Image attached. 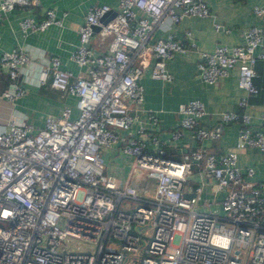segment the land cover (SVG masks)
Returning <instances> with one entry per match:
<instances>
[{
    "label": "built area",
    "instance_id": "built-area-1",
    "mask_svg": "<svg viewBox=\"0 0 264 264\" xmlns=\"http://www.w3.org/2000/svg\"><path fill=\"white\" fill-rule=\"evenodd\" d=\"M34 1L0 0V15ZM110 9L92 2L76 27L69 58L82 72L26 46L0 51L1 97L13 101L25 85L44 83L74 97L72 105L44 113L40 124L11 112L0 126V264H264V180L247 178L253 168H240L234 150L208 151L203 143L235 120L238 141L264 151L263 132L249 114L222 110L216 123L204 125L200 99L178 101L171 136L186 128L199 141L179 158L165 155L158 134L145 135L138 118L143 69L169 79L166 59L189 49L197 50L204 81L216 83L235 67L237 86L255 92L253 66L264 60L260 26H245L240 43L197 49L189 29L175 37L170 23L208 14L207 0H117L112 16L101 21ZM251 10L260 15L264 8ZM65 13L48 6L38 20L24 15L18 23L22 32L40 30L61 25ZM91 36L104 48L89 47ZM244 102L242 95L237 104ZM146 118L155 123V112L147 110ZM259 118L264 124V111ZM103 150H117L127 174L107 170ZM193 162L212 178L213 192H221L218 209L198 207L201 181L192 193L183 191Z\"/></svg>",
    "mask_w": 264,
    "mask_h": 264
},
{
    "label": "crops",
    "instance_id": "crops-1",
    "mask_svg": "<svg viewBox=\"0 0 264 264\" xmlns=\"http://www.w3.org/2000/svg\"><path fill=\"white\" fill-rule=\"evenodd\" d=\"M92 2H106L111 9L116 8L117 0H35L25 7H14L0 15V51L13 46H26L32 54L42 51L44 54H56L60 64L71 69L74 73L82 72V68L69 58V52L76 42V27L82 20L86 8ZM208 14L183 16L180 21L170 23V30L175 37H183V29L191 32L197 49H211L216 43H240L243 40L242 31L249 24L260 26L264 39V11L255 15L251 7L259 4L264 8V0H207ZM53 7L57 13L65 10L61 25L49 24L40 30L22 32L19 19L29 15L38 20L43 16L44 8ZM218 23V28L214 27ZM88 46L95 51L104 48L102 43L91 36ZM197 50L189 49L185 53L175 54L166 59L165 67L171 73L169 79L152 78L148 75L147 67L139 76L143 87L142 110L138 111V118L145 124L144 134L155 132L163 141L165 155L179 158L181 151L199 142L192 138L189 130L180 128L177 137L171 136V130L178 127V113L176 103L190 97L198 98L204 106V113L200 123L212 125L218 121L222 110L243 109L250 116V124L262 130L264 124L260 121V114L264 111V60L254 63L253 81L257 86L255 92L247 93L237 86V70L232 67L228 74L216 83L204 81L195 66ZM6 84V74L0 67V90ZM22 95L13 101L0 96V126L11 112L21 113L34 124H40L41 117L46 112H56L62 104H73L74 97L61 89L50 85H25ZM245 96L243 105H238L240 96ZM147 110L156 115V122L151 123L146 118ZM137 120L135 121V123ZM238 121L221 124L220 134L216 139L204 140L208 151L220 152L232 149L236 153V163L240 168L252 166L253 173L247 177L253 180H264V151L246 145L237 138ZM134 124L128 131H133ZM134 133V132H133ZM117 150H103L102 156L107 170H112L119 177L128 171V162L124 163ZM202 182L198 192V207L218 209L221 192H213L212 178L201 169V163L193 162L190 173L184 178L182 188L185 193H192L193 186ZM148 190L152 179H142Z\"/></svg>",
    "mask_w": 264,
    "mask_h": 264
},
{
    "label": "water",
    "instance_id": "water-1",
    "mask_svg": "<svg viewBox=\"0 0 264 264\" xmlns=\"http://www.w3.org/2000/svg\"><path fill=\"white\" fill-rule=\"evenodd\" d=\"M114 9H110L109 12H107L104 16H102L100 19L101 21H105L108 17L112 16V14L114 13ZM98 27V25H94L93 29L95 30Z\"/></svg>",
    "mask_w": 264,
    "mask_h": 264
},
{
    "label": "trees",
    "instance_id": "trees-1",
    "mask_svg": "<svg viewBox=\"0 0 264 264\" xmlns=\"http://www.w3.org/2000/svg\"><path fill=\"white\" fill-rule=\"evenodd\" d=\"M43 86H45V85H47V86H49V84L48 83H44V84H42ZM237 110H240V109H237Z\"/></svg>",
    "mask_w": 264,
    "mask_h": 264
}]
</instances>
